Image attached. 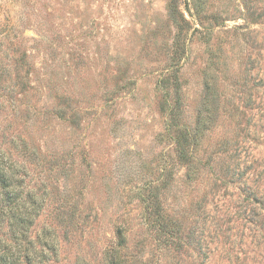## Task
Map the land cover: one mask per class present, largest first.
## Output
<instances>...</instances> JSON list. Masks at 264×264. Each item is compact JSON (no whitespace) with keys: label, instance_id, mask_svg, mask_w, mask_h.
I'll return each instance as SVG.
<instances>
[{"label":"rangeland","instance_id":"rangeland-1","mask_svg":"<svg viewBox=\"0 0 264 264\" xmlns=\"http://www.w3.org/2000/svg\"><path fill=\"white\" fill-rule=\"evenodd\" d=\"M110 257L264 264V0H0V264Z\"/></svg>","mask_w":264,"mask_h":264},{"label":"trees","instance_id":"trees-1","mask_svg":"<svg viewBox=\"0 0 264 264\" xmlns=\"http://www.w3.org/2000/svg\"><path fill=\"white\" fill-rule=\"evenodd\" d=\"M254 201V200H253ZM258 204H262L261 202H258ZM116 235H117V237H118V244L120 245V244H122L123 243V238H122V233H121V231H120V229H118L117 231H116ZM115 259H117L116 257H110V259L108 260V264H119V263H115Z\"/></svg>","mask_w":264,"mask_h":264}]
</instances>
